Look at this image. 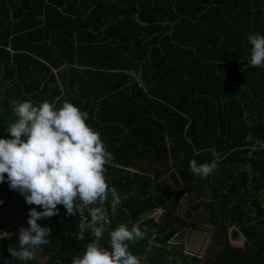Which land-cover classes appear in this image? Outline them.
<instances>
[{
	"label": "trees",
	"instance_id": "trees-1",
	"mask_svg": "<svg viewBox=\"0 0 264 264\" xmlns=\"http://www.w3.org/2000/svg\"><path fill=\"white\" fill-rule=\"evenodd\" d=\"M249 33L264 34V0H0V136L16 119L14 101L71 102L86 111L112 154L105 178L121 201L112 215L109 194L108 228L136 224L144 236L129 250L152 264H179L167 243L175 229L139 222L175 207L172 191L158 181L162 174L118 167L166 158L167 140L183 176L191 160L215 161L197 179L227 224H237L233 238L241 234L246 254L264 264V67L250 64ZM0 200V229L29 206L6 182ZM57 207L38 223L57 225L47 245L67 238L50 264H71L93 233L78 238L76 215ZM100 243L110 250L107 231Z\"/></svg>",
	"mask_w": 264,
	"mask_h": 264
},
{
	"label": "clouds",
	"instance_id": "clouds-1",
	"mask_svg": "<svg viewBox=\"0 0 264 264\" xmlns=\"http://www.w3.org/2000/svg\"><path fill=\"white\" fill-rule=\"evenodd\" d=\"M247 39L251 66L264 67V34L249 33ZM13 112L16 119L7 127L9 135L0 136V183L6 182L26 204L40 208H29L28 226L18 229V247L6 249L13 264L16 260L27 264L39 246L49 243L51 229L38 221L58 214L57 205H62L68 215L86 210L89 219L82 228H91L97 240L106 231L109 236L110 250L92 241L71 264H141L129 250V242L143 238L141 229L126 223L108 228L109 208L104 205L109 194L112 215H116L121 201L105 178V165L112 154L100 134L86 123L88 113L71 102L57 108L48 101L36 105L30 100L14 101ZM189 166L195 175L207 176L217 164L191 160ZM4 233L0 238L9 236Z\"/></svg>",
	"mask_w": 264,
	"mask_h": 264
},
{
	"label": "water",
	"instance_id": "water-1",
	"mask_svg": "<svg viewBox=\"0 0 264 264\" xmlns=\"http://www.w3.org/2000/svg\"><path fill=\"white\" fill-rule=\"evenodd\" d=\"M196 202L193 206H198ZM191 206L177 204L174 209L166 208L158 218L159 223H170L178 231L172 241L185 247L187 254L200 261L190 260L186 264H258L257 261L246 254L243 247L232 246L228 236L224 237L212 228L225 220L219 209L208 204V211L193 210ZM0 264H13L8 256L0 258ZM15 264H25L16 260Z\"/></svg>",
	"mask_w": 264,
	"mask_h": 264
},
{
	"label": "rangeland",
	"instance_id": "rangeland-1",
	"mask_svg": "<svg viewBox=\"0 0 264 264\" xmlns=\"http://www.w3.org/2000/svg\"><path fill=\"white\" fill-rule=\"evenodd\" d=\"M134 73H135V77L137 79H139L143 85H145L142 78H141V72L140 71H134ZM166 146H167V147H165L166 152H168V155L166 158H163L160 161L152 160L151 162H148L147 160H144V161L138 160L137 161V162L141 163L143 166H145V170H141L142 173L145 174L146 176L152 178V179H154L155 177L162 174L158 178L159 179L158 181L163 183V184H166L167 186H170V188H172L171 200L177 204H182V205L186 206V205L195 204L198 200H200V201L206 200L207 202H212L215 205L216 201L212 200V198L208 194V188L206 186H204L205 184H202L201 181H199L197 179V176L192 171H186L184 173V176H183L182 174H180V170H177V167L174 166L173 159L171 156L172 150L170 148V146H171L170 140H167ZM164 168H168L170 171H172V173H174V177H172V175L169 174L170 171H169V173H165ZM166 176H167L169 182H172V183L168 184V182L165 180ZM215 206H217V204ZM160 209H162V208H160ZM159 211H157V212H159ZM149 212L151 214L157 213L156 211H152V212L149 211ZM166 226H170V225L167 224ZM238 229L239 228H238L237 224H233L229 227V232H232L233 230L238 231ZM232 237H234L233 234H232ZM231 245L243 247V245H244L243 236H241L238 233V236L235 239H232ZM168 250L171 251L173 253V255H176V253L174 252L175 249L172 247V245L168 246ZM186 259H188L187 256H185L183 258V262Z\"/></svg>",
	"mask_w": 264,
	"mask_h": 264
},
{
	"label": "crops",
	"instance_id": "crops-1",
	"mask_svg": "<svg viewBox=\"0 0 264 264\" xmlns=\"http://www.w3.org/2000/svg\"><path fill=\"white\" fill-rule=\"evenodd\" d=\"M130 71H132L134 73L133 70H128L127 73H130ZM135 76V75H134ZM112 163H109V165H111ZM119 169H122V171H125V172H129L130 174L132 173H142L141 170H145V166L141 165V163L139 162H136V164L132 165V166H129V167H121L119 166L118 167ZM166 173H169V172H166ZM167 175V174H166ZM159 180V179H158ZM168 184L172 183V182H169L167 176H166V179H165ZM166 185V184H165ZM167 186V185H166ZM170 188V186H167ZM170 190L172 191V188H170ZM209 194V193H208ZM197 202H200V200H198ZM187 206V205H186ZM170 206H167L166 208H169ZM29 208V206H28ZM28 208L25 210V211H21L19 213H16V216L17 219H18V229L19 227L23 226V227H27V213H28ZM164 208V209H166ZM164 209H155L153 211H159L157 213H154V214H151L150 212L148 213H145L142 215L141 219L139 222H142L143 219H149V218H153L156 222H158V218L163 214V211ZM39 211V210H38ZM152 212V211H151ZM13 216V217H14ZM42 220V219H41ZM39 220V221H41ZM38 221V222H39ZM7 222V221H6ZM5 222V223H6ZM159 223V222H158ZM170 224V223H169ZM50 225H48L49 227ZM167 227V231L168 230H172V228H174L171 224L170 226H165ZM233 227V226H232ZM175 229V228H174ZM165 231V232H167ZM232 231V230H231ZM234 231V230H233ZM233 231L231 232L233 234ZM237 231V230H236ZM177 232V230L175 229V233ZM174 233V234H175ZM232 234H231V237H230V242H232V239H234L232 237ZM241 235V234H240ZM174 236V235H173ZM173 236L170 238V240L167 242L168 243V246L172 245V247L175 249L174 252L176 253V260L179 264H185V261L183 262V258L185 256L187 257H191L189 254H187V250L185 247H182L180 244H176L172 241V238ZM242 236V235H241ZM66 235H64L62 237V239L59 241V242H55V243H51L50 245H42V246H39L35 251H34V255H33V259L29 260L27 262V264H50L49 260H50V257L51 255L55 254L56 252H65V241H66ZM244 239V238H243ZM153 244V237L151 238V240L149 241L148 243V247L147 248H150ZM12 247H18V232L16 235L13 236L12 238ZM106 248V247H105ZM140 255V254H139ZM143 257V260L147 261L149 264H152L148 258H145L144 255H140ZM8 257H10V255L8 254ZM52 258V257H51Z\"/></svg>",
	"mask_w": 264,
	"mask_h": 264
},
{
	"label": "built area",
	"instance_id": "built-area-1",
	"mask_svg": "<svg viewBox=\"0 0 264 264\" xmlns=\"http://www.w3.org/2000/svg\"><path fill=\"white\" fill-rule=\"evenodd\" d=\"M130 73L132 75H135V73H133L132 71H130ZM135 79L140 83V85L142 84L139 79H137L136 77H135ZM31 207H36L37 210H40L39 206L29 205V208H31ZM29 208H28V210H29ZM64 213L66 214V210L65 209H64ZM76 217H77V227H78V233L76 234V236L78 238L83 237L85 232H92L91 228H88V229L82 228V225L85 224L87 222V220L89 219L88 215L86 214V211H84L83 213L77 212ZM56 228H57L56 224L50 225L51 232L56 230ZM0 231L7 232V235H9L6 238H0V240L5 242L6 249L8 251V247L12 246V238H13V236L16 235L17 232H18V219H17V217L14 216L12 219L8 220L4 224V226L0 229ZM4 232H0V236H4L5 235ZM71 236H74V234H71ZM92 241H96L99 246L105 248L103 245H101L100 238L97 240V238L93 235ZM133 255L137 256L140 259L141 264H149L147 261L143 260V257L140 256L139 254H133Z\"/></svg>",
	"mask_w": 264,
	"mask_h": 264
},
{
	"label": "flooded vegetation",
	"instance_id": "flooded-vegetation-1",
	"mask_svg": "<svg viewBox=\"0 0 264 264\" xmlns=\"http://www.w3.org/2000/svg\"><path fill=\"white\" fill-rule=\"evenodd\" d=\"M208 204H210V205H212L214 208H216V206L212 203V202H207L206 200H202V201H200V203H199V205L198 206H191V205H194V204H191V205H187V206H191V208H193V210H199V211H201V210H205L206 211V213H207V211H208V207H207V205ZM176 205H177V203H176ZM176 207V206H175ZM175 207H169L170 209H174ZM218 209V208H217ZM229 227L230 226H228V224L226 223V221H225V224H222V222H220L219 221V223L217 224V226H215V227H213L212 229L213 230H217L218 232H220L221 233V235H223L224 234V237L226 238V236H228V238L230 239V237H231V232H229ZM177 231H178V229H176ZM190 260H195V263H197V262H199L200 261V259L199 258H197V257H195V258H192V257H188V259H186V262H188V261H190ZM186 262H185V264H186Z\"/></svg>",
	"mask_w": 264,
	"mask_h": 264
}]
</instances>
